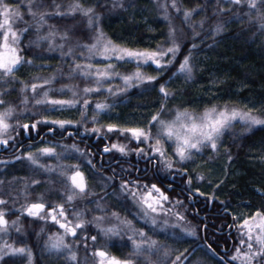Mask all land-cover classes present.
Masks as SVG:
<instances>
[{
	"label": "trees",
	"instance_id": "1",
	"mask_svg": "<svg viewBox=\"0 0 264 264\" xmlns=\"http://www.w3.org/2000/svg\"><path fill=\"white\" fill-rule=\"evenodd\" d=\"M5 2L22 14V19L15 20L13 28L18 33L23 28L28 29L21 35L18 46L25 60L33 61L32 64L25 63L18 67L14 73L18 80L16 83L0 84L6 95L19 90L21 83L30 84L33 75L39 72H41L39 76L57 75L52 82V89L66 85L71 88V91L68 87H65L63 92L53 91L52 94L55 96L66 95L73 98V91L82 93L83 88L87 86L86 82L90 83V80H84L76 74L70 76L69 73L74 59L78 63L83 61L80 53L85 49L76 45L92 41L97 28L115 44L130 49L155 50L160 45L168 47L171 42L169 28L175 30L176 40L181 44L177 59L162 70L160 80L154 82L155 87L133 86L125 94L115 97L108 96L105 91L91 96L80 95L77 97L79 99L77 106L69 107L65 113L58 110L56 116L48 114L56 111H46L45 107L34 105L30 107L28 114L15 115L9 119L12 121L18 117L29 124L44 117H48L49 120L81 121L83 100H90L86 120L78 124L65 125L63 129L51 123L38 124L36 130H30L26 134L24 129L19 128L14 140L10 141L5 149L0 145V161H9L7 164L0 163L2 181L0 198H6L8 201L7 205L3 206L8 207L7 220L9 222L17 220V227L20 229L18 232L17 227L10 225L9 235L5 241L9 244L12 242L15 247L29 248L32 252L31 264H73L65 259L67 252L56 255L45 249L49 235L62 232L59 226L54 225L51 220L29 217L22 212L23 206L37 202L41 196L44 198L43 202L49 206L65 200V178L57 169L46 172L32 165L27 159L19 161L13 159L28 152L35 153L42 147H55L57 153H61L64 152L62 147L67 146L68 154L60 156L62 164H81V170L88 178L89 190L96 194L77 197L71 206L66 205L69 219L73 218L71 216L73 211L84 210V219L88 221H92L94 216L104 215L106 219L103 226L107 227V224L115 223L116 220L111 217V213L115 211L121 218L133 220L137 229L144 228L149 236L165 247L179 251L188 249V253H192L193 247L199 246L191 254L188 264H196L197 261H201L202 264H227L240 239L236 225L251 212L264 211V195L261 194L264 193V126H254L250 130H245V125L234 124L226 129L217 152L219 158L223 160V174L215 178L209 186L193 179L190 187L186 184L187 176L181 177L175 172L163 170L156 171L151 165H146L144 159L138 158L134 151L127 156H122L116 150L103 154L105 145L110 146L112 143L127 144L131 149L142 145L119 133L110 134L105 130L97 135L85 132V128L101 127L109 123L127 127L146 125L150 113L159 107L160 97L157 93L159 84L164 81H169L167 87L176 93L169 100L168 108L179 106L202 112L205 106L222 107L227 104L244 111L252 109L254 115L264 118V29L259 27L256 12L253 10L249 15L246 3L234 5L228 0H176L179 12L171 6L172 0H31V11L36 13L34 18L29 14V0ZM75 3L84 8L94 9L93 16L99 18L94 26L89 27L88 17L81 12L69 11V6ZM257 4L264 10V3L257 0ZM162 5L166 7L167 19L164 15L165 7ZM192 9L197 11L186 22L184 11ZM57 11L68 14L55 15ZM40 13L52 15L45 16L46 22L37 31L36 21ZM217 24L223 25V29L214 34L213 29ZM49 32L57 33L54 43L63 44L65 52L71 47L72 55L61 58L58 47L55 51H48V39L37 40L38 36L46 37ZM194 32L197 35L194 36ZM64 33H67V38L61 40L60 35ZM193 44L197 47L191 52L192 78L186 81L184 75L173 73L177 72L180 61L189 54ZM135 67V61L120 62L116 70L127 73L133 71ZM142 71L157 74L154 65L145 66ZM4 78L6 81L10 76ZM118 82L119 78L107 82L105 88L110 84L115 90V87L119 86ZM25 93L27 94L28 90ZM23 94L24 92L20 91L16 95L14 102L18 106ZM6 99L0 95V100ZM105 100L110 104L114 103V106L100 113L94 125L92 117L96 115L93 111L95 103ZM49 128L53 131L49 132ZM68 132H71V135H68ZM73 144L83 150L87 158L92 159L96 165L95 169L87 165L85 157H80L71 150ZM203 153L204 150L200 157L198 156L200 163L207 160L206 154ZM211 157L214 158L215 154L211 153ZM42 161L51 163L54 158L43 156ZM145 167L148 168L147 172L143 171ZM137 169L141 171L137 172ZM187 171L190 175L200 173L199 166L194 170L187 168ZM108 177L113 179L108 180ZM138 177L144 183H159L173 200L183 201L176 210L185 216L187 225L197 230L195 237L186 238L184 243H176L174 239L166 238L163 233L153 234L136 215L138 209L130 201L124 202L123 197L113 194L118 192L121 179L135 180ZM32 180L40 183L34 185L31 183ZM196 189L203 195L197 193ZM105 192L109 195L105 196ZM213 196L215 199L210 200L209 198ZM97 202L105 206L104 212L96 209ZM233 216H238L240 220H234ZM129 234L122 232L119 236L108 238L98 232L95 223H89L76 238L78 243L70 237L67 238V242L74 245L73 251L77 253L75 264H97V259L92 255L96 248H103L110 256L119 259L131 258L134 264H164V248L159 252L134 255L132 243L128 239ZM91 236H97L95 245L90 239ZM205 242L211 244L217 257H212L210 253L205 255L203 251ZM176 254V251L172 252L167 264H171ZM218 257H223L224 261L219 262ZM257 261L262 264L264 258ZM0 264H28V258L26 255H5L0 259Z\"/></svg>",
	"mask_w": 264,
	"mask_h": 264
},
{
	"label": "snow or ice",
	"instance_id": "2",
	"mask_svg": "<svg viewBox=\"0 0 264 264\" xmlns=\"http://www.w3.org/2000/svg\"><path fill=\"white\" fill-rule=\"evenodd\" d=\"M231 4L240 5L246 3L249 8V15L254 10L256 12V19L259 27L264 29V10L260 9L257 4V0H228ZM260 3H264V0H260ZM171 6L180 11L177 8L176 0H172ZM59 6H57L58 8ZM162 7H165L162 5ZM70 12H81L84 16L88 17L89 27L94 26L98 17H94V9L91 7L84 8L79 3H75L69 6ZM197 11V9L185 10L184 20L187 22L190 17ZM29 14L34 18L36 13L31 11V0H29ZM68 13H60L57 11L55 15H67ZM52 15L51 13H40L39 18L36 21V28L39 31L40 27L46 22L45 16ZM165 18L167 19V10L165 7ZM239 18V17H238ZM22 19V14L18 9H14L11 4L6 3L5 0H0V79L7 76H13L18 67L22 64H32L31 59L25 60L20 54L19 48L20 38L23 32L28 29L21 30L20 33L14 30L13 24L15 20ZM223 25L217 24L213 29L214 34L222 31ZM57 35L55 32H49L46 37H37V40L48 39L49 48L48 51H55L58 47L61 58L70 56L73 53V49L70 47L68 52L63 51V44L56 45L54 43V37ZM197 35L194 32V36ZM61 40L67 38V33L60 35ZM170 44L168 47L158 46L155 50L149 49H130L115 44L110 39L106 38L105 34L97 28V33L91 44H78L77 47L85 49L80 53L81 58L87 63H78L73 60L69 75L79 74L85 80L91 79L95 82L94 87L86 86L83 88L82 93L73 91L72 99H56L49 95L50 92L58 91L63 92L64 86L61 89H52L50 86L55 79L54 76L44 78L41 80L39 77H33L34 80H41L39 83H32L30 86L24 84L21 88V92L26 91L29 87L33 95L38 94L40 89H44L40 99L35 100L36 105H44L46 111H58L66 107H75L79 104L80 95L91 96L93 94L105 91L108 96H119L125 94L127 90L133 86L147 85L149 87H155L154 82L160 80V73L162 70L168 68L177 59V54L181 51V44L177 42L175 36V30L169 28ZM197 46L193 44L189 49V54L183 57L180 61L177 73L184 75L186 81L191 80L193 66L191 64V52ZM97 57L102 59L103 66L93 64L91 61ZM136 62V67L133 71L127 73H121L117 71V66L120 62ZM155 66L156 75L147 74L142 71L145 66ZM119 78L122 82V86H116L113 90L112 85H108L107 88L104 85L110 81ZM169 81H164L159 84L158 96L160 97L159 107L155 112L150 113V118L147 120L146 125L127 127L121 126L116 123H109L101 127H93L91 129L85 128V132L94 133L97 135L102 134L106 130L107 133H119L121 136L130 138L138 145H142L135 149L129 148L127 144L112 143L110 146L105 145L103 148L104 153H109L113 150L119 152L122 156H127L130 152L134 151L138 158H142L146 165H151L156 171L163 170L165 172H175L181 177L187 176L186 184L190 187L193 183V176L187 171V163H194V157L199 155L205 149H210L211 152L217 153L219 151L221 137L224 135L226 129L232 127L234 123H241L246 126L245 130H250L254 126H264V118L254 115L252 109L247 111L242 110L236 106H224L212 105L211 107L205 106L202 112L196 110H190L189 108H181L176 106L174 108H168V102L172 99L176 93L174 90H170L167 85ZM5 93L0 91V95ZM24 103L28 102L25 97ZM5 101L0 100V105H3ZM90 106V100L84 99L81 106V121L87 119V110ZM114 106L105 101H98L95 103L93 111L96 115L92 117V123H97V116L111 109ZM15 109L12 106L4 108L0 111V145L7 147L9 142L13 140V137L8 135L9 130L13 125L9 123V119L13 116ZM174 112V115L172 113ZM166 114L171 118H165ZM81 121L72 120H60L44 117L41 120L32 122L31 124L25 123L22 126L17 123L15 127H23L25 132L30 130H36L38 124L51 123L53 126H59L61 129L65 125L74 123H80ZM155 129V131H153ZM49 132L53 129L49 128ZM39 134V133H37ZM71 135V133H69ZM167 142H171L172 154L169 155ZM67 147V146H63ZM80 157L87 159V165L91 169H95L96 165L91 158H87V154L79 149L75 144L71 145ZM62 154L57 153L55 147H42L35 153L28 152L23 156H16L13 159L19 161L21 159H27L32 165L38 166L46 172H51L53 166L39 164L38 157L40 156H55L57 159ZM231 159V157H229ZM0 163H9V161H0ZM60 171V175L64 177L66 191L64 195L66 199L60 203H54L49 206L44 201L43 196L38 198L37 202L27 203L22 208V212L26 213L29 217H39L45 221L51 220L54 225H58L62 232H54L49 235L45 242V249L50 254L59 255L67 252L65 259L67 261L77 262V253L73 251V244L67 242V238H72L77 243L76 238L80 232L86 229L89 223H95V226L99 233H102L105 237L119 236L122 232H128V239L132 243L133 254L139 256L143 252H159L161 248H164L163 257L164 264H167L168 258L172 256V252L176 251L177 254L171 260V264H188L190 256L197 250V247H193L192 253H188V249L184 251L174 250L170 247H165L158 240L153 239L148 235V232L144 228L137 229L133 220L127 218H121L118 212L113 211L111 217L114 218L117 223L111 224L108 227L103 226V222L106 217L104 215L94 216L92 221L84 219L85 211L78 210L71 213L72 219H69V212L66 205L71 206L72 202L77 197H84L85 195L95 196L96 194L90 192L88 178L84 171L81 170V164H58L55 166ZM141 169H137L140 172ZM144 172L148 171V168L143 169ZM15 179V178H14ZM108 180H112L113 177H108ZM197 180H203L202 175L196 176ZM2 183V181H0ZM32 184L38 185L40 182L32 180ZM108 185H105L107 187ZM27 188V185H26ZM171 188V185L168 186ZM199 193V189H196ZM123 197L124 202H131L133 206L138 209L137 215L144 221L145 226L153 234L163 233L166 238H172L176 243L186 242V238L195 237L197 230L187 226L185 223V216L176 209L183 204V201L179 199L173 200L164 188L159 183H144L138 177L137 179H121L119 183L118 192L113 193ZM203 195V193H199ZM264 195V193H261ZM25 195H27L25 191ZM109 194L105 192V196ZM191 197V192L189 198ZM103 199V197L101 198ZM210 200H214L215 197H210ZM8 201L0 198V206L7 205ZM223 203V202H222ZM171 205V206H169ZM96 209L100 212L105 211V206L97 202ZM8 213L3 207H0V233L5 235L10 227L9 221L6 216ZM234 220H240L238 216H233ZM171 220V222H170ZM17 220L11 222V227H17ZM232 227L231 225L229 226ZM237 231L240 235L239 243L235 247L233 255L229 258L227 264H256L259 258H264V211L257 210L250 216L240 220L236 225ZM17 231L20 229L17 227ZM93 245L97 240V236L90 237ZM87 237L85 238V247L87 248ZM203 251L205 255L211 254L212 257H217V253L212 248L211 244L205 242L203 244ZM186 253H188L186 255ZM26 255L28 258V264L32 261V252L26 246L15 247L13 244L4 243L0 244V259H3L5 255ZM92 255L97 259V264H134L133 259H119L115 256H110L103 248H96ZM219 262H223V257H218ZM196 264H202L201 261H197Z\"/></svg>",
	"mask_w": 264,
	"mask_h": 264
},
{
	"label": "rangeland",
	"instance_id": "3",
	"mask_svg": "<svg viewBox=\"0 0 264 264\" xmlns=\"http://www.w3.org/2000/svg\"><path fill=\"white\" fill-rule=\"evenodd\" d=\"M23 29H25V28H23ZM22 29V30H23ZM94 39V38H93ZM93 39H92V41H90L88 44H91L92 42H93ZM60 45V44H59ZM64 48V47H63ZM65 50H66V48H64ZM61 51V50H60ZM65 52V51H64ZM88 61H85L84 59H83V61H81V62H79V63H87ZM93 64H98V65H100V66H103V61H102V59L100 58V57H97L95 60H93V61H91ZM41 72H39V73H37V74H35V75H33V77H39V78H41V80L42 79H44V78H48V77H51V76H54V77H56L57 75H55V74H52V75H44V76H39V74H40ZM76 75H78V76H80L79 74H76ZM33 77L31 78V82H30V84H28L29 86L32 84V83H39V82H41V80H34L33 79ZM81 77V76H80ZM82 79H84L83 77H81ZM5 80V78H3L2 80L0 79V84H3L2 82H7L8 84H9V82H12V83H16L18 80H17V78L16 77H14V75L13 76H10V78L8 79V80H6V81H4ZM85 80V79H84ZM88 80H90V83H88V82H86L87 83V86H89V87H94L95 86V82L93 81V80H91V79H88ZM54 81V80H53ZM112 81H114V80H110V81H108V82H112ZM11 83V84H12ZM8 84H5V86H7ZM24 84L25 83H21L20 84V88H19V90L17 89V91H15L14 93H12V94H8L7 93V95L6 94H4L3 95V97L4 98H7L8 100H9V102H8V100L6 99L5 100V102L7 103L6 105L5 104H3V105H0V111H2L4 108H7V107H9V106H12V107H14V109H15V111H14V113H13V116H15V115H17V116H19V115H22V114H28V110L30 109V107H32V106H34V105H36L35 104V100L36 99H40L41 98V96H42V93H43V91H44V89H40L39 90V92H38V94H36L35 96L33 95V93H32V91H31V88L29 87L27 90H28V93L26 94L25 93V91H24V94H23V98H22V100H21V102H20V105L18 106L15 102H14V100L16 99V95L18 94V92H20L21 91V88L24 86ZM91 85V86H90ZM109 85V84H108ZM118 85L119 86H122V82L119 80V82H118ZM4 86V87H5ZM51 86H52V84H51ZM50 86V87H51ZM62 87H64V86H58V88L59 89H61ZM104 87H106V85L104 86ZM52 88V87H51ZM66 88L64 87V90H65ZM5 90H6V87H5ZM0 91H2V88H1V86H0ZM3 92V91H2ZM21 93H23V92H21ZM49 95L51 96V97H53V98H56V99H72L70 96H66V95H62V96H55V95H53L52 94V92H50L49 93ZM58 95H60V94H58ZM25 97H27V99H28V102L27 103H24L23 101H24V99H25ZM40 107H46V106H44V105H40ZM68 108L69 107H66V108H64V109H62V110H59V112H66L65 110H68ZM169 108H174L173 106L172 107H169ZM181 108H183V107H181ZM56 113H58V111H56V112H52V113H48L49 115H55L56 116ZM172 115H174V112L172 113ZM12 116V117H13ZM54 116H50V118H53ZM165 118H171L170 116H168L167 114H166V117ZM25 121L23 120V119H18V117H16V119L15 120H12V121H10L9 120V123L10 124H12L13 125V127H12V129H10L9 130V133H8V135H10V136H12L13 137V140H14V137H15V135H16V132L18 131V129L19 128H17V127H15V125L17 124V123H19L21 126L23 125V124H25L24 123ZM234 124H241V123H239V122H237V123H234ZM243 125V124H242ZM21 129H23V127H20ZM153 131H155V129L153 130ZM54 146H55V144H54ZM166 146H168V152H169V155H171L172 154V145H171V142H167V145ZM63 148V151L64 152H61V154H68V152H67V149H66V147H62ZM38 149H40V148H38ZM37 149V150H38ZM36 150V151H37ZM71 150H74V149H72L71 148ZM35 151V152H36ZM211 153H213V152H211V150L210 149H205L204 150V153L203 154H206V157H207V160L206 161H204V162H201L200 163V155L202 154H199V155H196L195 157H194V160H195V162L194 163H187V168H189V169H191V170H194L195 169V167H197V166H199V171H200V173H196V174H194V175H192L193 176V179H196V176H198V175H201L202 174V176L204 177V179L203 180H199L200 182H202L205 186H209L211 183H212V181H214V179L215 178H217V177H219V176H221L222 174H223V160L221 159V158H219V156H218V154L217 153H214L215 154V157L214 158H212L211 157ZM199 156V157H198ZM42 157L43 156H40V157H38V160H39V164H42V165H45V166H47V165H51V166H53V170H56V165H58V164H62V162H61V159L59 158V159H57L55 156H51L50 158L52 159V158H54V161L53 162H48V163H46V162H43L42 161ZM47 157H49V156H47ZM30 162V161H29ZM31 163V162H30ZM3 199H5L6 200V198H3ZM0 207H3V206H0ZM4 209H5V211L7 212L8 211V207L6 208V207H3ZM257 210H255V211H253V212H251L249 215H247V216H250V215H252L253 213H255ZM136 215H137V213H136ZM138 216V218L140 219V217H139V215H137ZM247 216H245V217H247ZM245 217H243L242 219H244ZM241 219V220H242ZM142 220V219H141ZM11 222L12 221H10L9 222V225H11ZM170 222H171V220H170ZM115 223H117L116 221H115ZM114 223V224H115ZM111 225V224H110ZM187 225V224H186ZM107 227L109 226V224H107L106 225ZM187 226H190V225H187ZM191 227V226H190ZM9 235V230H8V232H7V234L5 235L4 233H0V244H2V243H4L5 242V238L7 237ZM130 235V234H129ZM10 244H12V242L10 243ZM8 255H10V254H8ZM262 264H264V261L263 262H261ZM256 264H260V262H256Z\"/></svg>",
	"mask_w": 264,
	"mask_h": 264
},
{
	"label": "water",
	"instance_id": "4",
	"mask_svg": "<svg viewBox=\"0 0 264 264\" xmlns=\"http://www.w3.org/2000/svg\"><path fill=\"white\" fill-rule=\"evenodd\" d=\"M69 133H70V132H69ZM69 133H68V134H69ZM2 148H4V149H5L6 147H5L4 145H2ZM102 153H104V152L102 151Z\"/></svg>",
	"mask_w": 264,
	"mask_h": 264
}]
</instances>
